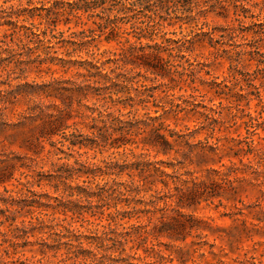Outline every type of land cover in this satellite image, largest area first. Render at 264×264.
<instances>
[{
    "label": "clouds",
    "instance_id": "9594fccd",
    "mask_svg": "<svg viewBox=\"0 0 264 264\" xmlns=\"http://www.w3.org/2000/svg\"><path fill=\"white\" fill-rule=\"evenodd\" d=\"M0 264H264V0H0Z\"/></svg>",
    "mask_w": 264,
    "mask_h": 264
}]
</instances>
